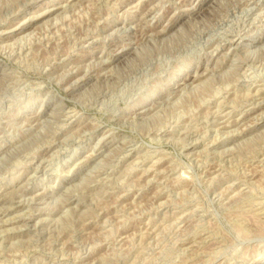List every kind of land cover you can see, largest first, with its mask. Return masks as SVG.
Wrapping results in <instances>:
<instances>
[{"label": "rangeland", "instance_id": "rangeland-1", "mask_svg": "<svg viewBox=\"0 0 264 264\" xmlns=\"http://www.w3.org/2000/svg\"><path fill=\"white\" fill-rule=\"evenodd\" d=\"M0 264H264V0H0Z\"/></svg>", "mask_w": 264, "mask_h": 264}, {"label": "bare ground", "instance_id": "bare-ground-1", "mask_svg": "<svg viewBox=\"0 0 264 264\" xmlns=\"http://www.w3.org/2000/svg\"><path fill=\"white\" fill-rule=\"evenodd\" d=\"M25 20V19H24ZM258 45V44H257ZM202 75V74H200ZM197 76H192V77H189L187 81H193ZM186 80V79H185ZM195 84V83H194ZM149 130V129H148ZM146 131V130H145ZM257 133V132H256ZM147 180V179H146ZM238 193V192H237ZM227 198V197H226ZM36 221V220H35ZM4 222V221H3ZM262 237V236H261ZM117 246V245H116Z\"/></svg>", "mask_w": 264, "mask_h": 264}]
</instances>
